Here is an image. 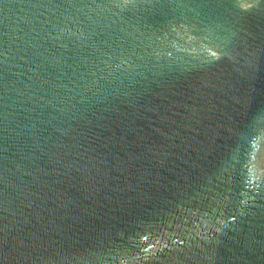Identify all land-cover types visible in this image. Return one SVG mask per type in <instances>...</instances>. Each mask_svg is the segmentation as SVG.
Segmentation results:
<instances>
[{"label": "water", "instance_id": "95a60500", "mask_svg": "<svg viewBox=\"0 0 264 264\" xmlns=\"http://www.w3.org/2000/svg\"><path fill=\"white\" fill-rule=\"evenodd\" d=\"M0 264H264V0H0Z\"/></svg>", "mask_w": 264, "mask_h": 264}]
</instances>
